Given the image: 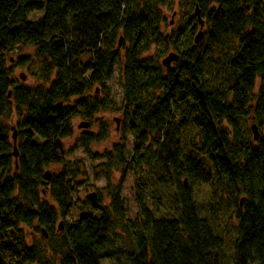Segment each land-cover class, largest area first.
<instances>
[{
    "label": "trees",
    "instance_id": "trees-1",
    "mask_svg": "<svg viewBox=\"0 0 264 264\" xmlns=\"http://www.w3.org/2000/svg\"><path fill=\"white\" fill-rule=\"evenodd\" d=\"M179 3L198 9L203 43H171L178 60L163 69L143 55L164 39L162 9L172 0H0V264H38L44 253L27 244L20 226L52 238L58 218L69 216L78 171L67 168L61 140L75 118L89 126L114 106L106 81L121 59L116 111L132 146L115 145L104 166L120 169L121 180L135 175L137 219L123 221L119 187L104 208L96 195L87 205L100 217L66 227L58 264H100L114 221L131 239L127 264H224L221 234L192 190L224 183L231 198L224 212L236 229L230 264H264V0ZM30 47L31 57L14 59ZM34 63L38 84L13 79V68ZM12 107L24 112L16 159L4 123ZM95 140L84 133L80 142L88 148ZM51 166L63 169L46 181ZM157 182L171 189L164 201Z\"/></svg>",
    "mask_w": 264,
    "mask_h": 264
},
{
    "label": "rangeland",
    "instance_id": "rangeland-1",
    "mask_svg": "<svg viewBox=\"0 0 264 264\" xmlns=\"http://www.w3.org/2000/svg\"><path fill=\"white\" fill-rule=\"evenodd\" d=\"M172 6L162 9V16L164 21L160 27V34L164 39L153 45L150 50L143 55V58L153 57L161 65L162 60L169 53L178 54L172 47L171 43L174 42L179 49L187 45L192 47L198 44L194 43V37L199 31H202L203 38L205 33V25L200 28L196 16H194L195 8H189L184 4H180L179 0H172ZM194 29L192 33L191 30ZM119 36L117 37L118 40ZM203 43V41H202ZM34 52V47L27 48L21 53L14 55V59L19 57H31ZM121 55L123 54L120 51ZM8 66L11 64L8 62ZM123 59L114 65L113 76L106 81V85L110 92V98L114 102L113 107H108L107 111L96 114L91 120L90 125L87 128L81 127V124L87 121L81 118H75L72 120V134L71 136L61 140L65 151L67 152L66 161L67 168L73 171H78L77 176V190L73 195V207L69 216L65 220L58 218L54 225V237H44L42 231H35L26 226L21 225L20 228L25 235L26 242L29 246H34L39 251H43V255L38 264H58L60 255L62 253L61 243L62 235L64 234L66 227L78 221L83 217L99 218L100 212L94 211L87 203L88 194L100 195L102 208L106 207L110 203V194L117 190L119 187V197L123 208V221L126 223H132L137 219L138 204L136 202L135 193V180L136 177L133 173L127 172L121 180V170L113 168L110 171H106L104 164V155L111 152L115 145L125 144L128 150L132 146V137L128 132L127 126H125V119L121 112H117L116 109L122 108V89L124 84V75L122 71ZM164 69V67L161 65ZM174 67V63L171 64V68ZM216 73H219L217 65H213L211 68ZM13 79L23 83L26 86H34L39 83V66L38 64H30L24 68L12 69ZM258 81H256L255 90L257 89ZM95 87H92V91ZM90 95H93L90 92ZM21 115L12 110L6 115L4 120L5 125L8 127V136L12 142V146L16 148L18 143L20 131L18 122L21 119ZM256 125V123H254ZM251 124H249L250 127ZM256 132L260 130L256 126ZM86 134H92L97 140L90 143L88 148H83L80 142L81 136ZM15 136V140H11L12 136ZM61 166H51L45 170L50 174H59L62 171ZM184 179L181 180L183 182ZM155 184V182L153 183ZM225 184V183H224ZM224 184L218 188L207 185H194L192 190L196 195V199L202 205L203 209L212 214L216 229L220 232L224 241L221 258L224 264H230L233 259V241L236 237L235 221L229 213H225L224 209L230 202L229 189H226ZM155 188L162 189L161 194L156 196L162 197L164 201L171 194V189L165 184L159 182L156 183ZM154 190V186L151 187ZM45 200L50 204L49 197H45ZM96 201V198H95ZM94 201V202H95ZM219 205V208L217 207ZM218 209V210H215ZM61 224L62 230L58 231L57 227ZM36 226L34 225V228ZM132 246L131 239L124 232L118 221H114L111 228L110 238L107 244L103 245L98 250L100 258V264H127L125 262L126 251L130 250Z\"/></svg>",
    "mask_w": 264,
    "mask_h": 264
},
{
    "label": "water",
    "instance_id": "water-1",
    "mask_svg": "<svg viewBox=\"0 0 264 264\" xmlns=\"http://www.w3.org/2000/svg\"><path fill=\"white\" fill-rule=\"evenodd\" d=\"M194 16H196V18H197V22H198L200 28H202V27L204 26V22H203L202 19L200 18V14H199V11H198L197 8H195V10H194ZM202 39H203V33H202V31H199V32L196 34V36L194 37V40H193V41H194L195 44H198V43H200V42L202 41ZM120 44H121V40H119L118 46H120ZM177 60H178V54H176V53H169V54H168V55L162 60L161 65H162L165 69H169V68L171 67V64H172V63H175ZM9 96H10V93L8 94V97H9ZM81 127L87 128V127H88V124L83 123V124H81ZM255 129H256V127L253 125V126L251 127V132H252V135H253V139H254V140H257L259 135H258V132H256ZM12 140H13V141L15 140V136H14V135L12 136ZM13 149H14L13 157H14V159H16V158H17V153H16V151H15V147H13ZM44 177H45L46 181H49V180H50V173H49L48 171H46V172L44 173ZM95 198H96V197H95V194H88V195H87V199H88V201L91 202V203H94ZM57 230H58V231L62 230L61 224L58 225ZM44 237H46L45 234H44Z\"/></svg>",
    "mask_w": 264,
    "mask_h": 264
}]
</instances>
